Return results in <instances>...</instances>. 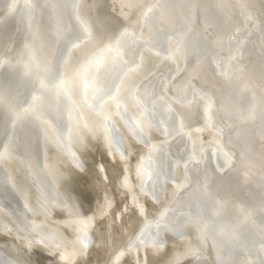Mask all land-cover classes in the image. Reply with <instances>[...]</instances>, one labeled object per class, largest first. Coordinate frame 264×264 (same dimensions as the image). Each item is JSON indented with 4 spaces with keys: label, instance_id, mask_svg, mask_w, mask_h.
Returning a JSON list of instances; mask_svg holds the SVG:
<instances>
[{
    "label": "bare ground",
    "instance_id": "obj_1",
    "mask_svg": "<svg viewBox=\"0 0 264 264\" xmlns=\"http://www.w3.org/2000/svg\"><path fill=\"white\" fill-rule=\"evenodd\" d=\"M63 1L0 0V264H264V0Z\"/></svg>",
    "mask_w": 264,
    "mask_h": 264
},
{
    "label": "water",
    "instance_id": "obj_2",
    "mask_svg": "<svg viewBox=\"0 0 264 264\" xmlns=\"http://www.w3.org/2000/svg\"><path fill=\"white\" fill-rule=\"evenodd\" d=\"M182 0H173V2H181ZM58 2H59V4L61 3V5H62V3H65L63 0H58ZM165 4H166V2H165ZM146 13V12H145ZM48 15H47V13L46 12H38V9L36 10V19H35V23H37L38 24V26H39V28H38V35H37V43H39V44H41V45H43L44 47H48L49 46V43L50 42H52L51 41V39L53 38L52 36H49V35H47V32H46V27H47V23H48ZM155 17L153 16V15H151L150 13L148 14H144V16H141V19H140V27H143V29L145 28V30H147L148 31V33H149V35H150V40H152V42L153 43H155L156 41V36L157 35H161V34H163V33H158L159 31H157V30H155L154 28H155ZM10 26H12L11 28H13L14 27V24L13 23H10ZM157 29V28H156ZM45 30V31H44ZM121 32H119V34H117V36H116V38H115V41L116 40H118V38L120 39V38H122L124 35V33H122V31L123 30H120ZM188 31V30H187ZM187 31H186V33H187ZM46 33V34H45ZM122 33V34H121ZM190 33V32H189ZM189 35V34H188ZM119 41V40H118ZM182 41V40H181ZM132 43V44H131ZM131 43H129V44H126V45H132V46H135L133 43H134V41H132ZM187 44V45H186ZM186 44L184 45V42H183V45H182V48H183V52L185 53V55L187 56V54H188V50L187 49H190L189 47H188V43L186 42ZM126 47H128V46H126ZM188 47V48H187ZM156 48V47H155ZM130 49V48H129ZM205 53V52H204ZM203 53V54H204ZM194 54H195V52H194ZM196 54H198L197 52H196ZM195 54V56L192 54V55H190V56H188V59H186L185 61H184V59H182L184 62H186V63H190L191 61H194V59H196V58H199V56H201V55H196ZM126 55V53L124 52L123 54H120V58L121 57H123V56H125ZM13 74H14V77H13ZM6 76H7V78H6ZM6 76H4V79H6V82L7 83H9V84H14V83H10V82H12V80L14 81L15 80V72H8L7 73V75ZM17 80V79H16ZM139 96H140V94H139ZM139 98V100H140V97H138ZM120 110V109H119ZM51 112H52V110H51ZM161 113V115L163 114V112L161 111L160 112ZM166 113V109H165V111H164V114ZM144 116H145V114H144ZM101 121H102V123L104 124V126H105V134L107 135V137L110 139V141L112 142V144L114 145V148L115 149H118V147H119V142H118V139L116 138L117 137V134H116V132L113 130V128H112V126H111V124H110V122L109 121H107L106 119H101ZM32 127H33V125H30V124H27V125H24V123H22V126H21V131L23 130V131H26V130H31L32 129ZM32 131V130H31ZM243 142H241V144H242ZM227 144H230V142L227 140ZM126 145H127V143H126ZM243 145V148L246 150V146H244V144H242ZM152 171H154V170H152ZM152 174V173H151ZM154 176V172H153V175H152V177ZM145 185V184H144ZM163 189H165V187L163 188ZM167 190V189H166ZM157 194H158V196H162L163 195V191L161 190H158L157 191ZM201 199H203V198H201ZM201 199H197V200H195L190 206H191V209L195 212V214L199 217V218H202L205 214H206V207H207V205H208V200H201ZM71 203L72 204H74V201L72 200L71 201ZM81 203V205H82V207L85 209V206L83 205V203L82 202H80ZM199 203V204H198ZM73 209H74V212H75V214H79V211H77V209H76V206L75 205H73ZM172 210H177V204L176 205H174L173 206V208H172ZM258 219V221L259 222H264V220H263V216H259V218H257ZM212 228V227H211ZM148 229H147V227H144V228H142V229H139L134 235H133V238H132V240L131 241H128L127 242V244H126V248L125 249H127V247H128V244H131L134 240H136V238L138 237H142V235L144 234V232L145 231H147ZM83 233V232H82ZM81 233V234H82ZM82 236H84V238L86 237V233H83L82 234ZM216 243H219V242H217V241H215ZM2 253H4V252H2ZM1 257V256H0ZM38 258H39V262L40 261H45V258L43 257V256H39L38 255ZM44 263V262H43Z\"/></svg>",
    "mask_w": 264,
    "mask_h": 264
},
{
    "label": "snow or ice",
    "instance_id": "obj_3",
    "mask_svg": "<svg viewBox=\"0 0 264 264\" xmlns=\"http://www.w3.org/2000/svg\"><path fill=\"white\" fill-rule=\"evenodd\" d=\"M151 9H149V11H150Z\"/></svg>",
    "mask_w": 264,
    "mask_h": 264
}]
</instances>
